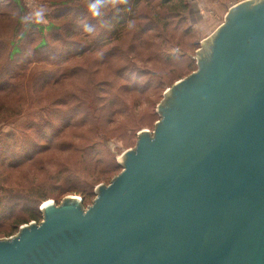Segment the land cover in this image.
I'll return each mask as SVG.
<instances>
[{
  "label": "water",
  "instance_id": "water-1",
  "mask_svg": "<svg viewBox=\"0 0 264 264\" xmlns=\"http://www.w3.org/2000/svg\"><path fill=\"white\" fill-rule=\"evenodd\" d=\"M232 8L210 65L87 209L0 240V264H264V5Z\"/></svg>",
  "mask_w": 264,
  "mask_h": 264
},
{
  "label": "trees",
  "instance_id": "trees-1",
  "mask_svg": "<svg viewBox=\"0 0 264 264\" xmlns=\"http://www.w3.org/2000/svg\"><path fill=\"white\" fill-rule=\"evenodd\" d=\"M54 1L58 7L47 25L36 26L25 23L22 0H0V21L13 23L14 31L8 37L0 34V96L13 95L23 101L27 92H32L36 96L32 104L38 109L21 134L0 133V236H11L20 226L39 222L40 207L48 198L58 201L61 196L78 194L86 203L97 183L109 182L116 175L119 166L114 159L108 162L101 152L102 136L108 135L107 126L121 115L122 98L145 92L144 85L136 80L132 84L133 77L147 74L134 65L137 45L130 44L124 50L118 44L129 27L138 22L143 23L142 32L134 36V41L144 35L157 37L158 32L153 31L158 25L167 31L173 16L185 22L191 9L189 0H159L158 9L170 12L152 16L144 10L151 4H142L150 0H118L116 4L102 0L100 14L93 15L89 6L95 0ZM106 45L110 49L99 57ZM92 53L99 57L96 64L115 68L118 64L114 80L95 82L79 65ZM166 55L168 61L173 57ZM120 74L125 81L115 83L121 79ZM71 82L82 85L68 90ZM58 86L66 90L58 89L62 95L45 104L51 88ZM114 90L119 96L113 94ZM62 154L67 157L59 161L57 156ZM73 156L76 164L68 161ZM46 165L54 171L45 180L28 187L18 181L41 172Z\"/></svg>",
  "mask_w": 264,
  "mask_h": 264
},
{
  "label": "rangeland",
  "instance_id": "rangeland-1",
  "mask_svg": "<svg viewBox=\"0 0 264 264\" xmlns=\"http://www.w3.org/2000/svg\"><path fill=\"white\" fill-rule=\"evenodd\" d=\"M150 1L142 2V4H151L144 6L145 12H149V15L154 16L157 12H170L169 9H158L159 5L157 3L159 0ZM189 1L194 12L186 15L187 19L185 22L181 23L180 16H173L171 25L168 26L167 31H162V28L158 27V25V30L153 31L158 32L157 37L155 35H144V38L138 37L139 39L134 41V36L138 32H142L143 26L142 22L137 21L138 23L132 26V29L129 27V32L127 30L119 44L118 42L116 43L124 50L130 44L135 43L137 45L138 57L134 65L141 71L146 70L147 74L141 75L140 73L135 75L132 84L136 80L138 84L144 85L145 92L131 93L122 98L123 108L121 115L117 116L113 124L107 126L109 130L108 135L102 136L101 152L107 156L108 162L114 159V162L119 166L118 172H116V175L109 182L97 183L93 188V197L86 203L83 200L81 203H77V207L85 210L93 204L97 198L98 188L109 186L123 171L124 166L129 160L128 154L136 153L138 143L142 137L154 138V134L158 125L162 122L166 111L173 109V100H178L176 92L182 91V87H176V84L182 80L193 82L194 75H200L201 66L210 65L216 36L226 22L229 11L248 1L252 3L250 8L264 5V0H222L225 9L221 11L219 0ZM214 1L217 2L214 3ZM55 3L58 2L54 0H22L26 18L25 23H31L36 26L47 25L49 16L57 10L55 7L58 6H54ZM12 24L9 21H0V34L6 33V37H8L9 32H14ZM36 32H38L37 29ZM44 33L47 34V32ZM109 49L110 47L106 45L99 51V57L102 56V52ZM168 53L171 54L170 56H173L170 57L169 61L166 60V54ZM88 56L90 57H87V60L82 59L79 65L83 66L85 70L87 69L86 73L90 77H94L95 82L114 80L113 73L118 64L116 68L114 65L96 64L94 62L99 57L94 53ZM120 78L115 83L121 84L125 81L121 77V74ZM81 85L80 82H71L67 84V88L70 90L73 86L78 88ZM58 89H62L64 92L66 87L58 86L51 88L45 98V104L62 95L63 92L59 93ZM113 94L119 96L115 90ZM27 96L23 101H19L13 95L0 96V107L2 108L0 110V133L21 134L24 132V124L32 120L38 110L36 109V104H32L36 96L32 92H27ZM84 96L88 97L86 94ZM66 157L67 154L57 156L59 161ZM76 160V156L69 157L68 159L70 164H76ZM53 169L49 165H46L41 172L31 173L26 178L20 176L21 178L18 181L28 187L45 180L49 173H53ZM10 183H14L13 179L10 180ZM69 197L82 199L78 194H68L61 196L58 201L50 197L42 205L47 202H54V206L61 207ZM40 211L42 215L39 222L31 221L24 224L11 236H0V240L16 237L21 227L25 225L40 224L44 219V211L41 210V207Z\"/></svg>",
  "mask_w": 264,
  "mask_h": 264
},
{
  "label": "clouds",
  "instance_id": "clouds-1",
  "mask_svg": "<svg viewBox=\"0 0 264 264\" xmlns=\"http://www.w3.org/2000/svg\"><path fill=\"white\" fill-rule=\"evenodd\" d=\"M102 2V0H95L94 3L90 4L89 8L90 11H92L93 15H99V5ZM110 3L116 4L118 0H109Z\"/></svg>",
  "mask_w": 264,
  "mask_h": 264
},
{
  "label": "crops",
  "instance_id": "crops-1",
  "mask_svg": "<svg viewBox=\"0 0 264 264\" xmlns=\"http://www.w3.org/2000/svg\"><path fill=\"white\" fill-rule=\"evenodd\" d=\"M215 2H217V1H214V3ZM219 2L221 3L219 6H220V8H221V11H223L225 8H224V4L222 3V0H219ZM212 6V5H211ZM190 12H194V10H193V7H191V9H190Z\"/></svg>",
  "mask_w": 264,
  "mask_h": 264
}]
</instances>
